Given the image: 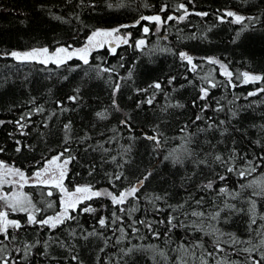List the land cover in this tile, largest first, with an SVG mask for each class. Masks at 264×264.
Here are the masks:
<instances>
[{
  "label": "trees",
  "instance_id": "1",
  "mask_svg": "<svg viewBox=\"0 0 264 264\" xmlns=\"http://www.w3.org/2000/svg\"><path fill=\"white\" fill-rule=\"evenodd\" d=\"M145 2L151 7H142ZM165 3L169 5V8L165 9V13H161L162 16H166L167 12L175 11L171 7L174 0H127L128 6L122 9H108L104 5V0H100L96 10H92L87 2L81 5L80 0H0V53L42 45L54 48L55 42L72 43L78 46L84 43V37L93 26L111 27L116 24H126L141 13L158 12L161 4ZM185 3H189V0H185ZM189 7H194L196 11H205L208 15L201 17L196 12H190L185 21H169L158 33L153 27L152 34L147 36V46L158 44L160 47L189 51L195 58L194 63L199 66L195 71L181 66L178 57L171 53L153 51L149 56L147 50H135L125 44L117 47V52L112 55L108 54L107 47L92 53L90 57L92 65L100 63L95 58L97 54L105 57L107 67L123 65V67H117L116 72L111 74L114 79L121 82V90L118 93L120 111H116L111 106V89L108 86L111 81L106 80L109 76L107 72L103 73V77H97L95 70H89L87 66L72 73L63 69L60 70V74H67L69 79L61 80L56 74V66L53 63L44 66L39 62H19L11 59L10 56L0 55V119L6 121L5 124L0 125V147L5 148V152L0 153V159H5L9 163L15 162L17 166L25 168L30 175L31 169L35 167L34 160H39L41 156L47 155L49 148L59 150L63 139V123L71 120L72 135L80 137L87 131L91 135L88 144L92 147L90 150H86L82 143H71L70 146L78 154L79 159L70 165L72 172L66 183L87 181L96 187L110 188L111 185L107 182L105 172L115 170V164L107 157L123 152L122 146L130 144L131 161L126 166L130 177L138 175L149 167L153 170V175L140 192V211L136 213L137 217L144 215L146 201L143 196L145 192L163 193L167 191L169 203L176 204L185 198L187 190V192H194L197 198L201 195L206 196L207 203L203 207L208 210L207 204L212 203V198L205 192L195 190L196 184L204 177L197 174L194 179L185 181L182 177L186 172L191 173L192 163L189 161L186 167L173 166L171 162L164 161L163 157L169 150L181 145V138L186 133H182L180 130L185 126L186 121L188 122L187 131L190 132L195 133L197 126H206V120H195L196 114L200 112L199 105L205 102L211 105V108L205 109V114L208 117L217 124L221 119L229 121L227 126L230 131L226 134L228 147H231L232 139H236L238 148L251 150V147H255L252 145V141L264 135V93L247 96V93L254 87H261V85L259 83L241 84L238 79H235L236 76H241L245 70L264 72V22L255 23L251 29L241 32L239 38L234 40L238 29L242 28L245 23L253 22L247 20L232 22L231 17L220 21L217 18L218 10L224 8L237 11L245 17L248 15L261 16L264 14V0H194V4L189 3ZM50 13L64 16L67 19L65 21L57 20ZM73 13L79 15L80 20H77ZM138 29L139 26H136L121 29V31H131L134 39L142 34ZM193 34L195 35L193 36ZM164 36H167V39H164ZM209 55L228 63L229 69L234 73L235 87L226 84V78L221 75L217 65L208 64L202 59ZM120 56H124V60L121 61ZM68 63L79 64L81 62L73 58ZM209 68L213 69V75L220 82V86L212 88L208 98L204 101L197 100V106H194L192 101L197 99L199 90L188 84L187 80L191 79L195 85H199L200 77ZM130 69L132 76L129 78L127 74ZM85 71H90V75L85 76ZM185 72H187V77L184 76ZM170 75L177 77L172 85L167 82V77ZM156 79L161 80L163 90L156 92V98L152 105L145 102L137 108L136 102L146 100L147 93H138L134 91V88L143 89ZM78 85L81 87V96L83 97L79 107L66 99ZM165 92L169 93L168 100L180 101L184 107L169 106L167 112H163L161 109L166 104ZM235 96H239V99H235ZM32 98H35L34 103H29ZM57 99L62 100L63 105H57L55 102ZM217 101L224 106L223 111L215 110ZM38 105L43 106L45 111L42 113L33 111V115L28 117L32 122L27 124L25 134L22 135L12 121L19 120L21 114ZM64 106H67L68 110L62 111ZM104 108L110 109L111 114L106 120L101 121L95 117L94 113ZM229 108L237 111L238 115L235 118L228 111ZM125 115L131 117V130L125 125L119 124V120L125 118ZM44 119L48 120L47 127L42 123ZM20 123L23 124L25 121L21 120ZM154 124H158L160 131L167 137V142L159 149L158 157L154 154L150 155L153 152L152 142L142 135L143 132L153 134L151 126ZM114 126L115 131H113ZM9 133L12 135L10 136ZM113 136L115 139L111 143H107L106 141ZM131 137H135V139ZM207 138L211 139L213 143H217L220 139L219 132L209 131ZM16 140L22 141L24 145L32 144L34 148L25 147L22 152L18 153L15 151ZM204 140L205 134H199V142L195 143L193 147L199 148ZM97 141L105 142L104 147L108 148L109 152L104 153L99 149ZM203 146L206 149L208 147L207 144ZM218 148L226 151L225 145L222 143L218 144ZM119 159L120 156H117V160ZM89 164H93L96 169L92 176L88 175ZM261 171H264V168L259 169L253 175H258ZM205 175H207V171H205ZM244 179H251V177ZM244 179H241L240 183H243ZM228 183L230 187L236 188L237 177L232 175ZM25 191L31 192L33 199L43 207L44 202L41 199L39 188L29 185L25 186ZM244 194H250V190H246ZM43 195L47 197L46 193ZM52 199L58 207L59 193L54 194ZM222 199L221 197V201ZM231 202L235 203L237 207H243L245 211L234 213L227 221L221 219L218 226L224 232H234L242 238H246L250 234L255 236L248 230L247 202L239 199ZM100 203L109 204L107 213L104 209L99 208ZM94 206L98 208V214L110 215L111 204L105 198H97V203ZM191 206L196 207L194 204ZM257 207L259 211L264 212V201H260ZM167 211L170 209H165V213ZM90 215L82 214L81 223L87 227H98L94 225ZM222 215L227 216L228 211L225 210ZM14 216L19 218L23 214H14ZM72 223L74 225V222ZM261 223L264 221L257 218L252 228L259 227ZM160 230L163 232L167 229L161 225ZM127 231L131 233L130 228ZM58 234L64 239H68L62 228ZM20 235L29 239L43 240L48 233L46 231L36 233L35 229H30L21 232ZM105 235H113L112 230L106 231ZM114 235H119V233L115 232ZM172 238L174 241L183 239L185 243H191L193 239H203L209 250H212L211 240L202 236L198 231L186 234L184 229L177 228L174 230ZM227 239L226 236L221 237V240ZM16 243H21V241ZM69 243H71L70 240ZM80 243L82 245L81 255L86 264H96V248L97 245L102 246V242L94 240L87 246H84L82 241ZM129 243L140 246L153 243L165 247L163 236L158 239L153 238L147 229H142L140 236L132 234L131 239L125 240L122 245H117L113 236L111 243L101 255L111 256L115 261L118 248ZM224 247L228 248L229 245L225 244ZM37 249L42 251V244L37 245ZM56 253L67 255L66 250L58 248ZM220 255L237 260H243L245 256L244 253L237 255L231 252H222ZM197 256H199V250H197ZM188 259L191 261L192 258L188 257ZM38 260H43V258L33 259L32 264H38ZM137 264H152V260L145 254H139Z\"/></svg>",
  "mask_w": 264,
  "mask_h": 264
},
{
  "label": "snow or ice",
  "instance_id": "2",
  "mask_svg": "<svg viewBox=\"0 0 264 264\" xmlns=\"http://www.w3.org/2000/svg\"><path fill=\"white\" fill-rule=\"evenodd\" d=\"M87 4L92 10H96L100 0H80V4ZM189 3L194 4V0H189ZM189 3L185 0H174L171 5L175 11L165 13V9L169 8L168 4H161L158 12L152 14L141 13L135 18H132L126 24H116L115 26H93L91 31L84 37V43L74 45L72 43L55 42L56 46L50 48L48 45L33 46L25 50H12L3 52L0 55L11 56L17 61L28 62L34 61L43 64L44 66L53 63L56 66V74L61 80H68L67 74L61 75L60 70L66 69L68 73L76 72L84 66L89 70H95L97 77H103V73H109L106 78L111 81L108 85L111 89V106L116 111H120L121 107L118 102V93L121 90V82L112 77V73L116 72L117 67H123L122 64L112 67L106 66V59L103 55L97 54L95 57L100 61L97 65L90 64V57L94 51L104 49L107 46L108 54L112 55L117 52V47L121 44L128 45L135 50L145 51L151 56L153 51L168 52L173 56L178 57L181 66L189 68L193 71L199 67L194 63V56L189 51L184 49H174L171 47H160L154 44L151 47L147 46V36L153 32V27L158 33L162 27L168 24L169 21L177 22L185 21L190 12H196L197 15L203 17L208 15L205 11H196L190 8ZM104 5L108 9H122L128 6L127 0H104ZM142 7L149 8L150 4L145 2ZM222 13V14H220ZM55 19L65 21L64 16L50 13ZM75 15L77 20L80 16ZM229 17L232 22L251 21L253 23H245L242 28L237 30L235 39H238L240 33L246 29H251L255 23L264 22V14L245 15L233 11L229 8L218 10L217 18L220 21H225ZM23 23V21H21ZM139 26L141 35L133 39L131 31H121V29H129ZM166 31V29H165ZM195 34H193L194 36ZM203 35V34H201ZM167 39V36L163 37ZM179 38V37H178ZM78 59L81 63H68ZM139 58V57H137ZM208 64L219 65V72L226 78V84L235 87L234 73L229 69L227 62L220 60L215 56L202 57ZM120 60H124V56H120ZM90 71H85V76H89ZM117 75L119 73L117 72ZM128 77L132 76L131 69L128 72ZM187 77V72L184 73ZM176 76L170 75L167 77L168 84L172 85L176 80ZM123 79V77H121ZM201 83L195 85L191 79L187 83L198 88L197 99L192 101L194 106H197V100L204 101L208 98L212 88L220 86V82L213 75V69L209 70L200 77ZM241 84L259 82L261 87H254L247 93V96H253L256 93H264V72L243 71L241 76H236ZM175 87V86H174ZM183 87V85H181ZM152 89V91H149ZM163 90V85L160 79L153 80L151 84L145 88H134L138 93H147L146 100H138L137 108L143 103L153 104L156 98V92ZM166 104L162 106V111L167 112L169 106L184 107L180 101L168 100L169 93H164ZM66 99L76 104L79 107L83 97L81 96V87L76 86L71 95ZM239 99V96H235ZM35 98L29 100V103H34ZM57 105H63V101L57 99ZM229 103H232L229 101ZM200 112L196 114L195 120H206V126H197L196 132L187 131L188 122L181 128L183 136L182 143L175 149L169 150L164 154V161H169L173 166L180 165L186 167L190 161L193 165L191 173H185L183 180H192L197 174L204 177L195 186V190L205 192L207 196L212 198V203L207 204L208 210H205L203 205L207 203L206 196L194 195V192H187L185 198L181 199L176 204L169 203V193H148L145 192L143 199L146 201L144 206V215L137 217L136 213L140 211V192L145 187L146 182L153 175V170L149 167L138 175L131 176L127 173L126 166L130 163L131 145H123L124 151L117 155H108L107 159L115 164V170L105 172L107 182L111 187H96L91 182H76L71 184L66 183L69 174L72 172L70 165L73 161L78 160V154L75 153L70 146L72 142L83 144L86 150L91 149L88 140L91 138L87 131L80 137L72 135V121L69 120L63 123V139L60 143L59 150L49 148L47 155L41 156L39 160H34L35 167L31 169L29 175L25 168L17 166L15 162L9 163L5 159H0V264H32V260L42 257L43 260H38V264H86L85 259L81 255L83 242L84 246L94 240L102 242V246L97 245L96 248V264H137L139 254H145L152 260V264H264V223L253 229L252 225L256 223L257 218L264 221V212L258 210V203L264 201V171L257 173L259 169L264 168V135L252 141L251 150H241L237 146L236 139H232L231 147L227 146V133L230 129L227 126L229 121L221 119L219 124L205 114V109L211 108L207 102L199 105ZM68 110L67 106L61 109ZM215 110L223 111L224 106L217 101ZM33 111L42 113L45 111L43 106H35L34 109L26 111L20 115L19 120L12 121L16 124L17 129L22 135L25 134L27 124L32 121L28 119L33 115ZM229 112L233 118L238 113L235 109L229 108ZM110 109L104 108L94 113L95 117L103 121L110 115ZM203 114V115H202ZM23 120L25 123H20ZM131 117L125 115V118L119 120V124L125 125L131 130ZM6 121L0 119V125ZM42 123L47 127L48 120L44 119ZM153 134L143 132L142 135L152 142L153 152L150 155H160L159 149L167 142V137L160 131L158 124L151 126ZM255 127V125H253ZM115 131V126L113 127ZM209 131H218L220 139L217 143H213L207 138ZM205 134V140L199 148L193 147L198 143L199 134ZM11 136L12 133H9ZM135 139V137H131ZM115 137L109 138L106 142L111 143ZM102 141H97L99 149L104 153H108L109 149L104 147ZM224 144L226 151L218 148V144ZM207 144V149L203 146ZM33 149L32 144H22V141L16 140V152H22L24 148ZM5 152L4 147H0V153ZM201 153H203L201 155ZM117 156L120 159L117 160ZM103 159V158H102ZM93 164L88 165V175L92 176L95 172ZM207 171V175H205ZM79 175V173H76ZM234 175L237 177V187L229 186L228 180ZM251 177V179H244ZM244 179L243 183L240 180ZM30 185L41 190V199L43 207L33 199L32 193L25 191V186ZM218 189V190H217ZM194 190V191H195ZM250 190V194L245 195V191ZM46 193L47 197L43 194ZM59 193L58 207L52 199L54 194ZM221 197L223 198L221 201ZM97 198H105L110 201V215L98 214V208L94 206L97 203ZM241 200L247 202V213L249 215L248 230L254 233L255 236L249 235L242 238L236 233L224 232L218 226L221 219L227 221L234 213H243V207H237L232 200ZM196 205L192 207L191 205ZM100 209H104L105 213L109 210V204L100 203ZM165 209H170L165 213ZM228 211V215L222 213ZM14 214H23L22 217H15ZM82 214H91L90 218L94 225L98 227H87L81 223ZM74 222V225L73 223ZM118 225V227H117ZM163 226L166 231H161L160 226ZM39 226V227H36ZM67 234L68 239H64L58 233L60 229ZM131 229V233L127 229ZM184 229L188 232H199L204 237L211 240V248L206 246V241L203 239H193L191 243H185L183 239L174 241L172 234L175 229ZM35 229L36 233L46 231L47 237L41 239H29L26 236H21V232ZM112 230L110 236H106L105 232ZM142 229H147L153 238L164 237L165 247H160L158 244L149 243L144 246L127 244L119 247L117 250V259L112 260L111 256L101 255L105 252L107 246L111 243L114 236L117 245H122L125 240H130L132 234L140 236ZM118 232L119 235H114ZM228 237L227 240H221V237ZM69 240L71 243H69ZM21 241V243H16ZM43 246V250L39 251L37 245ZM229 247L225 248L224 245ZM246 245V246H245ZM55 246V247H53ZM171 246V247H168ZM239 246V247H238ZM66 250L67 255L56 253V249ZM199 250V256H197ZM222 252H231L239 255L244 253L243 260L230 259L228 256H221ZM191 257V261L188 259Z\"/></svg>",
  "mask_w": 264,
  "mask_h": 264
},
{
  "label": "water",
  "instance_id": "3",
  "mask_svg": "<svg viewBox=\"0 0 264 264\" xmlns=\"http://www.w3.org/2000/svg\"><path fill=\"white\" fill-rule=\"evenodd\" d=\"M122 45H123V44H121V45H119V46H122ZM119 46H118V47H119ZM10 58L15 60V58H13V57H11V56H10ZM19 62H21V61H19ZM256 83H259V82H256Z\"/></svg>",
  "mask_w": 264,
  "mask_h": 264
},
{
  "label": "rangeland",
  "instance_id": "4",
  "mask_svg": "<svg viewBox=\"0 0 264 264\" xmlns=\"http://www.w3.org/2000/svg\"><path fill=\"white\" fill-rule=\"evenodd\" d=\"M106 47V46H105ZM217 67H218V70H219V65H217ZM26 186H29V185H26Z\"/></svg>",
  "mask_w": 264,
  "mask_h": 264
}]
</instances>
